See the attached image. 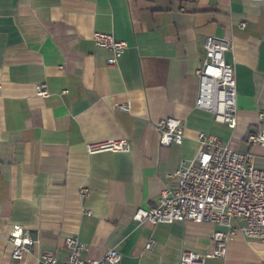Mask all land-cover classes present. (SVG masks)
<instances>
[{
    "label": "crops",
    "instance_id": "crops-1",
    "mask_svg": "<svg viewBox=\"0 0 264 264\" xmlns=\"http://www.w3.org/2000/svg\"><path fill=\"white\" fill-rule=\"evenodd\" d=\"M96 31L128 42L116 65L95 45ZM208 36L234 46L226 59L235 65V128L196 107ZM43 83L46 97L37 94ZM260 112L264 0H0V264H38L45 252L67 260V237L85 245L83 258L115 248L118 264L210 254L212 234L226 226L154 225L134 215L176 186L174 174L197 154L201 132L251 152L264 170V144L247 140L264 123ZM168 117L184 120L182 144H161L156 124ZM123 139L130 151L88 152L89 143ZM14 224L36 241L19 261L9 242ZM204 264H264V242L237 234L225 258Z\"/></svg>",
    "mask_w": 264,
    "mask_h": 264
},
{
    "label": "built area",
    "instance_id": "built-area-1",
    "mask_svg": "<svg viewBox=\"0 0 264 264\" xmlns=\"http://www.w3.org/2000/svg\"><path fill=\"white\" fill-rule=\"evenodd\" d=\"M93 40L97 47L112 52L109 65H116L118 59L129 47L125 40L117 39L112 33L96 31ZM206 54L196 74L199 80L196 107L209 111L215 120L231 128L237 126V82L235 65L227 61L226 53L234 52V46L228 39L208 36L205 41ZM37 94L49 95L47 84L37 87ZM117 108L128 111L127 104H117ZM264 122V113H259ZM156 128L161 134V144L169 146L182 144L185 138V123L182 118L168 117L157 122ZM248 142L254 146L264 144V123L256 131L247 135ZM199 150L191 159H184L177 172L174 188L162 190L158 204L149 209L138 208L134 219L138 222H150L154 225L165 222L192 220L198 223L214 222L226 226L212 234L214 250L202 255L185 250L180 264H204L207 257L225 258L228 243L237 234L245 239L264 242V170L254 164L251 152L242 153L224 145L213 134H199ZM89 153L127 152L130 144L127 140H107L89 143ZM87 193L82 189V194ZM91 214L90 210H85ZM12 257L22 260L36 241L24 226L14 224L9 236ZM69 249L67 260L61 261L54 254L45 252L38 264H118L122 254L115 248L107 250L101 258H83L85 245L76 237H67ZM149 241L146 249H152Z\"/></svg>",
    "mask_w": 264,
    "mask_h": 264
}]
</instances>
